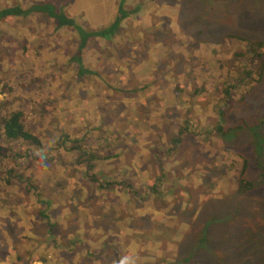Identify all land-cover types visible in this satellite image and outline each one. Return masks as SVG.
<instances>
[{"label": "rangeland", "instance_id": "1", "mask_svg": "<svg viewBox=\"0 0 264 264\" xmlns=\"http://www.w3.org/2000/svg\"><path fill=\"white\" fill-rule=\"evenodd\" d=\"M46 1L59 10L67 0ZM123 4L133 12L111 39L88 40L81 60L94 74L80 75L71 28L0 0L24 13L0 20V119L20 110L43 153L28 162L30 144L0 132V264H116L125 254L137 264H264V73L237 80L251 54L244 39L264 40V0ZM125 67L151 75L143 84ZM224 100L222 128L258 124L259 151L248 128L213 131ZM243 159L247 190L236 185Z\"/></svg>", "mask_w": 264, "mask_h": 264}, {"label": "trees", "instance_id": "2", "mask_svg": "<svg viewBox=\"0 0 264 264\" xmlns=\"http://www.w3.org/2000/svg\"><path fill=\"white\" fill-rule=\"evenodd\" d=\"M124 0H119L117 3V8L115 9V13L113 14L112 19L108 24L105 26L99 27V28H85L80 25L81 22L76 21L74 18L65 15L61 10H56L54 5L51 3H43V4H34L31 6V9L33 11H41L44 12L49 18L54 21L56 27H68L71 28L77 39L76 44V51L71 56V60L76 64V72L77 74L83 75L88 73H93L91 70L86 69L82 65L81 60V51L85 47L86 43L90 38H102V39H110L117 31L119 24L122 19L127 17L129 14H131L133 11L126 10L123 6L122 2ZM43 5V6H42ZM19 6H12L10 8H4L0 10V20L8 17V15H18L23 12L21 9L18 8ZM24 14V13H22ZM240 38V37H239ZM238 38V39H239ZM242 39V38H240ZM243 40V39H242ZM248 44V47L251 49V54L248 55V59L246 62H244L242 65L238 66L239 70V78L237 80H240L243 76V79H252V75H256L257 78H260L264 73V40H250L245 38L244 39ZM237 56H241V53L234 52ZM231 86H226L225 89H229ZM223 89L222 92L224 93L225 97L224 99H227L229 97V93L227 90ZM229 100H224L221 105L217 106V120L213 127V131L216 132L220 137H224L225 135L231 133V131H240L243 128H248L250 130V135L252 134V141L254 149L256 150L258 148V151L260 149L259 143L256 139L255 130L258 128V124H252L251 122H248L243 119L236 120L237 122L232 121V123H228L226 128L223 129L220 125L221 122H225V116L223 113L225 112V105L227 106ZM261 124L260 122H258ZM254 130V132H252ZM0 132L5 140H11V141H21V142H27L30 145V148L28 150H23L26 156L23 154L21 158L27 159L28 162L32 163V160H37L39 165L42 161V152H36L38 151L40 144L38 138L30 133L28 130L25 129L23 122H22V113L20 110L11 111L7 114H5L0 119ZM186 132V128L183 127L178 131V134H176L174 137L170 139V143L173 144L172 148L176 146L177 143L180 142L181 134ZM254 139H256V145L254 142ZM80 157L83 158V161L85 162L87 168L90 167L92 158H90V154H88L86 151L81 150ZM26 163V162H25ZM24 163V164H25ZM33 166V164H32ZM247 164L245 159L241 162V167L239 168L238 175H237V188L240 190L249 189L251 186V182H248L245 178H243L244 172H246ZM90 179H93L92 181H95L97 184H100L102 187L110 186L109 184H112V181L107 180L105 182L102 181H96L95 176L93 174L89 175ZM27 184L31 185L30 180H27ZM236 188V190H237ZM243 192V191H242ZM40 213V212H39ZM188 260V259H187Z\"/></svg>", "mask_w": 264, "mask_h": 264}, {"label": "crops", "instance_id": "3", "mask_svg": "<svg viewBox=\"0 0 264 264\" xmlns=\"http://www.w3.org/2000/svg\"><path fill=\"white\" fill-rule=\"evenodd\" d=\"M17 1H18V3L25 2L27 8H29L30 6H32L34 4H43V3L47 2L46 0H17ZM62 1L63 0H57V3L62 2ZM117 1L118 0H67L64 7L61 8L60 5H58V6H59V10H61L65 15L70 16L72 18L74 17V19L78 20V22H80V19H76V16L79 15L81 17V19H82V22L80 23V25H82V27H85V28H99V27L105 26L106 24H108V22H110V20L113 17V14L115 13V9L117 7V4H116V3H118ZM123 2H125V0ZM123 2H122V4H123ZM52 5H56V3L52 4ZM16 6H19V5H16ZM123 6H124V4H123ZM10 7H12V6L11 5L5 6V7H2V9L10 8ZM31 14L32 13H30V15ZM33 14H40V13L37 12V11H34ZM10 17L13 18V17H20V16L12 14V15H8L7 18H10ZM49 19H51V18H49ZM52 22H54V21H52ZM92 39H97V38L94 37ZM104 40H109V39H104ZM84 48L82 49V51L84 50ZM120 62L124 63L122 60ZM123 69L126 70L127 75H130L129 73H132L133 75H137V74L141 73L142 77L137 78V80H139L140 83H143V84L145 83V81L148 78V76L151 75L150 71H148V70L146 72L144 70L136 71L134 68H128V67H125ZM91 72H93V71H91ZM88 74H94V72L93 73H88ZM128 85H129L128 84V78H125L122 90L127 91L126 88H127ZM124 188H121L120 190L124 191ZM94 191H96V190L94 189ZM31 197L37 203V205L41 204V201H39V202L37 201L36 196L35 197L31 196ZM45 211H46V208H41V207L37 208L38 216L41 217V218H45L46 217ZM111 212H113L115 215L117 213H119L118 211H111ZM6 219H7V217L0 213V226H3V228L5 230H7V226H5V224H4V221ZM77 221H83L79 225H90L91 224L86 217L77 218L76 222ZM119 224H120V222H119ZM115 225L117 226V223H115ZM120 227L121 226H119V228ZM108 230H111V229H109V228L105 229V231H107L106 232L107 234L109 233ZM15 231H16V233L12 234V236H11V240L9 242V246H11L15 242L14 241V237L16 236L17 233H18V238H19L20 233L17 232V230H15ZM104 234L105 233H103V238H104ZM91 245L93 246V244H91ZM98 245H101V243H98ZM14 250H15V248H12V251H14ZM69 253H68L67 257H72V258H75V259L78 258V255L76 253H73L72 251H69Z\"/></svg>", "mask_w": 264, "mask_h": 264}, {"label": "clouds", "instance_id": "4", "mask_svg": "<svg viewBox=\"0 0 264 264\" xmlns=\"http://www.w3.org/2000/svg\"><path fill=\"white\" fill-rule=\"evenodd\" d=\"M116 264H137V259L134 255L125 254L118 259Z\"/></svg>", "mask_w": 264, "mask_h": 264}]
</instances>
